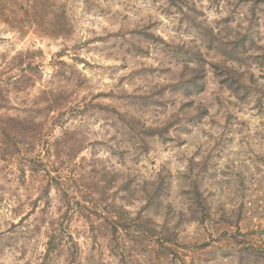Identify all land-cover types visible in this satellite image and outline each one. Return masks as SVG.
<instances>
[{"label": "rangeland", "instance_id": "374dc122", "mask_svg": "<svg viewBox=\"0 0 264 264\" xmlns=\"http://www.w3.org/2000/svg\"><path fill=\"white\" fill-rule=\"evenodd\" d=\"M52 1L0 0V264H264V0Z\"/></svg>", "mask_w": 264, "mask_h": 264}, {"label": "trees", "instance_id": "16d2710c", "mask_svg": "<svg viewBox=\"0 0 264 264\" xmlns=\"http://www.w3.org/2000/svg\"><path fill=\"white\" fill-rule=\"evenodd\" d=\"M49 0H34L32 4V21H29L31 27H34L39 32L43 33L44 31H48L46 28L49 27L51 29L50 34L54 36H64L67 34L66 30V18L64 15V11H59V7L53 4V1L48 3ZM0 14L1 16L4 15L6 11V7L0 5ZM56 10L58 12L56 13ZM55 13V14H54ZM8 18V17H7ZM10 22H19V17L14 15L13 17H9Z\"/></svg>", "mask_w": 264, "mask_h": 264}]
</instances>
